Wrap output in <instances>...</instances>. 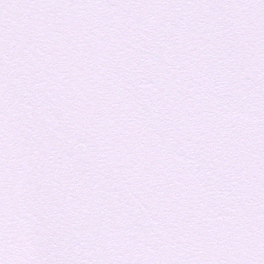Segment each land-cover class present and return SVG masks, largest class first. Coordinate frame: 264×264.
<instances>
[{
    "label": "snow or ice",
    "instance_id": "snow-or-ice-1",
    "mask_svg": "<svg viewBox=\"0 0 264 264\" xmlns=\"http://www.w3.org/2000/svg\"><path fill=\"white\" fill-rule=\"evenodd\" d=\"M0 264H264V0H0Z\"/></svg>",
    "mask_w": 264,
    "mask_h": 264
}]
</instances>
